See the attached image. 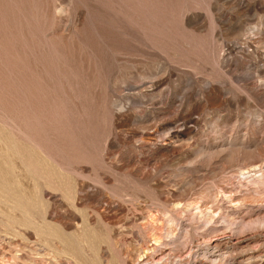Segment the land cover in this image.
<instances>
[{"label": "rangeland", "instance_id": "rangeland-1", "mask_svg": "<svg viewBox=\"0 0 264 264\" xmlns=\"http://www.w3.org/2000/svg\"><path fill=\"white\" fill-rule=\"evenodd\" d=\"M0 264H264V0H0Z\"/></svg>", "mask_w": 264, "mask_h": 264}]
</instances>
